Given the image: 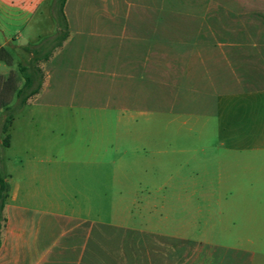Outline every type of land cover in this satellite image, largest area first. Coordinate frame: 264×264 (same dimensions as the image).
<instances>
[{"label":"crops","instance_id":"crops-1","mask_svg":"<svg viewBox=\"0 0 264 264\" xmlns=\"http://www.w3.org/2000/svg\"><path fill=\"white\" fill-rule=\"evenodd\" d=\"M121 6L122 0L66 1L63 12L70 36L41 63L46 84L33 111L19 121L16 131L14 116L7 132L6 149L12 153L0 162V169L9 178L11 192L0 264H239L241 257H245L244 264H258L261 244L257 235H264V180L238 178V172L235 179H221L218 195L203 196V201L218 203L219 210L209 213L204 229L196 226L199 236H189L196 234L192 227L182 232L164 227L158 218L140 226L127 223L133 209L150 213L164 209L163 199L118 197L111 206L112 220L104 222L98 180L73 182L67 178L74 166L93 171L108 161H101L99 149L93 147L86 148L85 156L74 162L79 164L70 163L66 148L51 146L50 141L46 144L44 125L39 123H59L50 134L61 139L65 117L60 110L56 116L46 112L65 104L61 95L66 84L85 96L103 92L107 97L104 105L121 110L119 119L126 118L132 105L146 104L150 96L163 99L166 95L173 104L191 105L205 95L203 90L212 92L221 105L228 95L222 90L227 89L229 71L232 84L245 89L243 96L264 91V49L250 52L259 59L255 69L239 62L229 65L223 50H165V25L174 26L172 34L179 36L185 23L166 21L163 3L161 16L155 20L121 18ZM57 16L54 0H0V44L12 56V51L23 47L44 54L57 36ZM186 24L197 23L189 20ZM15 70L14 65L0 62V76ZM147 85L153 86L150 94ZM242 152L263 155L264 145L225 148L222 154ZM237 167L240 169V163ZM179 201V197L170 199ZM174 216L173 211L167 214L173 225Z\"/></svg>","mask_w":264,"mask_h":264},{"label":"rangeland","instance_id":"rangeland-1","mask_svg":"<svg viewBox=\"0 0 264 264\" xmlns=\"http://www.w3.org/2000/svg\"><path fill=\"white\" fill-rule=\"evenodd\" d=\"M162 3L166 21L185 23L180 26L179 36L172 34L174 26L165 25V50H223L227 51L231 66L237 62L248 69L259 66L255 64L259 59L251 56L250 52L264 49V0H122L121 18L131 17L133 21L159 19ZM189 20L197 24H186ZM238 52L242 57L237 56ZM12 53V65L16 69L12 73L16 74L17 87L21 88L24 79L19 65L29 66L32 56L26 47ZM8 76L3 77L7 79ZM244 77L247 78L246 75ZM227 80V89L222 93L227 92L228 95L222 99L221 105L212 92L203 90L202 95H205L198 96L195 104L191 105L173 104L172 98L166 95L163 99L150 96L146 104L132 105L131 112H126L124 119L118 117L122 113L120 109L104 105L107 97L103 92L94 91L85 96L78 88L72 90L73 86L66 84L68 87L61 95L65 104L51 107L46 112L56 116L60 110L65 117L61 123V139L57 140L50 134V129L59 123L39 124L44 125L42 132L46 136V144L50 141L51 146L56 144L66 148L70 163L83 158L85 149L93 147L99 149L101 161L111 163H101L99 169L93 171L81 166L68 171L69 181L98 180L102 221L112 220L111 206L117 204L118 197L163 199L164 209L156 213L146 212L144 208L133 209V213L126 217L127 223L140 226L158 218L162 219L164 227L181 232L192 227L196 234L189 236H199L196 226L204 229V223L210 219L209 213L219 210L218 203L203 201V196L218 195L221 179H235L238 172V178L264 180V154H222L225 148L264 145V91L246 97L243 96L245 89L243 92L232 84L230 71ZM45 84L40 94L15 114L18 122L13 130H19V121L33 111L35 100L43 95ZM147 86L149 93L153 86ZM46 97L52 98L51 95ZM4 101L11 108L18 105L14 93ZM7 114L4 105L0 109V162L12 153L3 146L5 135H2V125ZM237 163H240V169ZM172 197H179L181 201L170 202ZM172 211L174 225L170 217L167 219V214ZM257 236L262 246L256 260L258 264H264V235ZM240 260L239 264H244L245 257Z\"/></svg>","mask_w":264,"mask_h":264},{"label":"trees","instance_id":"trees-1","mask_svg":"<svg viewBox=\"0 0 264 264\" xmlns=\"http://www.w3.org/2000/svg\"><path fill=\"white\" fill-rule=\"evenodd\" d=\"M67 0H54L58 11L57 21V36L55 37L52 47L48 51L41 54L38 51L27 47V50L33 54L30 65H19V72L24 79V84L21 88L17 87V76L15 73H10L7 79L0 76V109L6 105L8 114L2 125V135H5L3 146H9L7 135L15 114L22 110L33 98L40 94L45 82V72L41 67V63L48 61L51 56L68 40L70 36L69 26L66 16L63 12ZM0 62H4L8 66H12L13 58L9 50L0 44ZM16 94L18 105L16 108H11L5 103V98H10L11 94ZM11 184L8 176L0 169V249L3 244L4 232L7 226V203L10 197Z\"/></svg>","mask_w":264,"mask_h":264}]
</instances>
